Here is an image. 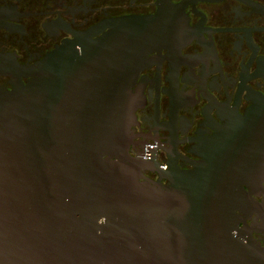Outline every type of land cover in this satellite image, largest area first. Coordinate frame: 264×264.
<instances>
[{
	"label": "water",
	"instance_id": "obj_1",
	"mask_svg": "<svg viewBox=\"0 0 264 264\" xmlns=\"http://www.w3.org/2000/svg\"><path fill=\"white\" fill-rule=\"evenodd\" d=\"M135 36L56 51L54 69L0 88V264H264V244L233 233L232 187L196 171L140 181Z\"/></svg>",
	"mask_w": 264,
	"mask_h": 264
},
{
	"label": "flooded vegetation",
	"instance_id": "obj_2",
	"mask_svg": "<svg viewBox=\"0 0 264 264\" xmlns=\"http://www.w3.org/2000/svg\"><path fill=\"white\" fill-rule=\"evenodd\" d=\"M128 27L140 181L206 173L233 188V233L264 244V0H0V88Z\"/></svg>",
	"mask_w": 264,
	"mask_h": 264
}]
</instances>
